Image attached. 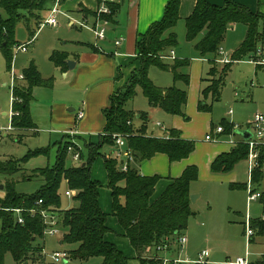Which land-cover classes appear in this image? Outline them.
<instances>
[{"label":"trees","instance_id":"16d2710c","mask_svg":"<svg viewBox=\"0 0 264 264\" xmlns=\"http://www.w3.org/2000/svg\"><path fill=\"white\" fill-rule=\"evenodd\" d=\"M180 1L167 0L161 19L153 22L145 33L138 36L135 43L138 67L130 74L125 85L110 95L109 106L102 110L105 119L103 132L106 135L99 136L98 143L86 144L87 159L67 166L65 163L67 148L72 145L62 139L64 143L57 146L54 163L36 168L31 175L25 176L41 177L43 183L36 193L19 194L14 190L11 180L5 182V196L0 199V206L5 209H22L23 223H17V217L12 211L0 209V264H3L6 253H10L19 263L40 258V245L34 242L37 238L43 237L44 225L38 213H30L32 209H46L57 213L61 229L60 243L75 246L66 252L68 258L84 261L90 257H101V264H130L129 258L115 244L105 239V235L110 231L107 225L109 214L99 205L98 190L101 184L91 177L92 163L101 148L104 145H115L112 134H121L125 138L132 162L127 163V170L123 172L120 170L122 164L120 160L111 156L103 157L111 199L110 214L116 218L123 236L128 239L142 264H162L156 247L166 243V240L168 243L176 241L187 227L188 219L194 215L190 208L189 186L192 181L197 180L198 169L195 165H188L179 177L170 179L166 189L151 203L149 199L160 177L156 174L151 176L140 174L135 164L151 158L156 153L165 154L170 162L182 160L193 152L195 142L182 139L181 133L175 129H168L167 138L148 135L147 113H136L126 105L135 96L136 87H139L149 106L160 108L170 115L182 116L184 120L189 119L184 111L189 75L180 71L189 65V61L173 59L169 63L162 58L167 56V50L177 43L176 34L171 29L180 18ZM52 2L53 0H0V11L5 14L3 17L0 12V52L4 56L8 70L12 64V49L18 45L15 39L16 24L22 21L29 29L31 22L42 23L41 13L49 9ZM109 7L111 14L105 18L113 22L119 4L112 3ZM239 23L246 27L245 37L232 52L230 62L222 65L217 80L212 82L208 78V84L201 89L197 106L200 112L211 111L212 102L207 103V98L211 101L220 99L224 79L233 62L257 58L264 60V14L252 12L233 0H226L221 6L206 0H195L192 13L184 19L186 40L192 41L200 35L194 49L201 56L208 54L214 56L208 76L215 74L217 69L215 56L226 31ZM33 36L34 33L31 32V37ZM85 45L97 51L91 44ZM67 57V52L54 50L49 60L55 67L64 70L67 66L65 63ZM151 66L169 71L173 84L167 87L155 85L147 76ZM22 76L21 84L18 82L12 90V95L16 99L12 104L14 115L11 118V125L16 132L36 129L30 113V103L34 99L33 89L51 88L53 85V77L43 78L34 62H30L22 69ZM176 82H181L184 87H177ZM135 119L139 120V127L134 125ZM222 126L223 134L228 135L232 131L233 124L224 121ZM49 152V147L36 148L28 151L22 158L0 161V175L12 176L20 171L22 165L31 157L48 156ZM247 155L248 146L240 141L230 151L216 156L210 165V171L214 174L231 172L236 163L246 159ZM263 165L264 146H261L258 165L252 171L250 179L254 189L262 179ZM63 182L69 190L75 192L72 199L76 204L68 209L60 208L59 190ZM229 187L246 189V183H230ZM39 200L42 203L37 205ZM259 201L262 204V216L250 220V226L254 231L250 243L254 237H264V192H261ZM255 264H264V254L256 259Z\"/></svg>","mask_w":264,"mask_h":264},{"label":"rangeland","instance_id":"374dc122","mask_svg":"<svg viewBox=\"0 0 264 264\" xmlns=\"http://www.w3.org/2000/svg\"><path fill=\"white\" fill-rule=\"evenodd\" d=\"M62 1L63 0H61V3ZM75 2L76 0H68L62 4L63 6L60 5L59 9L64 15H59L57 17L58 24L56 26L46 24L40 27L39 23L31 22L30 28L27 29V26L22 21L16 24L15 39L18 41V44H27V51L17 52L15 47L12 49L13 58L10 70L7 69L4 56L0 52V161H4L8 158H22L28 151L36 148H50L48 156L39 155L31 157L22 165V169L16 174L12 176L0 175V186H2V188H0V199L5 196L4 185L7 180L13 182V188L19 194L31 195L36 193L43 183L41 177L33 176L25 178V176L31 175L36 168L52 165L55 161L57 146L64 142H68L70 145L74 146L75 151L78 153L81 152V158L77 161L73 158L74 150L67 153L65 158L67 166L81 163L87 159V143L84 145V143L88 141L87 136H84L85 138L80 137L81 139L77 138V136L71 138L67 134L61 132L62 129L52 130L49 123L50 111L55 102L65 101V106H63V108L68 110L72 107L74 110L69 112L75 113L77 110L76 98L79 96L70 95L67 86L68 78L63 76L60 69L55 67L49 60L50 54L54 50L72 49L73 42L77 40L88 44L101 42L97 41L93 33L88 29H80L78 26L74 27L67 24V20L70 19L68 15H73V17L79 19L78 21H82V18L68 11V8ZM122 5L120 14L125 13L127 0H123ZM49 9L41 13V22L48 18L50 13ZM0 12L1 15L5 17L4 12L2 10ZM66 13L67 16H65ZM106 16L109 15H105L104 18ZM87 23L91 25L92 20L87 18ZM108 27L109 25L106 26V36ZM232 29L233 28L226 31L225 39L220 46L221 52H217L215 60L224 59L225 54L230 57L231 50L244 39L246 32L245 25L239 23L233 30ZM171 30L176 34L177 39V43L170 48L174 52V59H185L189 61V65L181 68L180 71L187 73L190 78V69L191 71L196 69L201 72L202 81H205L204 79L208 76L210 70L209 65H211V60L214 56L212 54L201 56L196 52L194 44L199 39L200 35L192 41H187L185 38L186 31L184 20L180 18ZM31 32L34 33L33 39L31 37ZM170 49L167 50V56L170 55ZM172 60L173 59L169 58L165 59V61L169 63L172 62ZM30 62L35 63L43 78L53 77V85L51 88L36 87L34 89V101L30 109L37 128L34 131L30 130L25 132L7 131L6 127L10 123L11 75L14 73L15 77L18 78L21 75L22 69ZM135 62L138 66V62L134 61V63ZM216 63L217 69L215 74L209 76L212 82L217 80L222 68L221 63ZM225 64L226 63L223 65ZM135 69L136 68H134L132 72ZM121 73L123 77L120 78V80H124L129 76L128 70L121 71ZM147 76L159 87H167L173 84L171 73L169 71H163L156 66H151L149 68ZM18 82L21 84L20 80H16V84ZM166 83L169 84L165 85ZM175 85L179 88L184 87L181 82H176ZM188 87L189 85L186 87V91ZM235 92L237 96L234 95ZM133 98V101H129L126 107H133L136 110H140V112H146L148 106L147 99L144 97L139 87H136V94ZM70 99L74 101V105L68 104ZM206 102H212L210 112H198L196 111V106L194 109L192 104L190 114L185 113L190 117V120L183 122V129L185 128L183 131L184 133H188L191 136L190 138L194 141L199 138H202L201 141H203L205 131L210 130L211 125H218L221 123L222 118H226V121L236 123L235 129H248L252 131L253 128L247 125L246 122L256 113L264 115V66L256 67L254 64L247 62L246 59L233 62L224 79V85L220 92V99L218 101H211L210 98H207ZM185 110V112H187V107ZM229 110L232 113L227 115ZM2 113H8V115L5 116L2 115ZM152 120L153 119H150L147 123V134H151ZM154 120H159L167 127H171L168 122L160 118H155ZM79 123L80 119L77 120V128ZM139 123V120L134 121L136 127L139 126ZM76 132L80 134L78 131ZM153 132L155 134L152 135H157L156 133H158L159 130L157 129ZM61 133L65 134V136H62ZM162 134L164 133L162 132ZM230 135L231 137L224 134V137L228 139L231 138L235 141L238 139L237 135L233 133ZM94 137V141H97V133L94 134ZM254 139L258 142L264 140V138L258 139L256 137ZM205 150V148L201 147L198 153H202ZM118 152H124V148L120 146L116 147V144L113 146L104 145L92 163L91 175L101 184L98 190L99 205L103 211L106 209L107 212L105 213H109L107 217V224L110 229L107 233L108 236L111 237L112 240H115L117 243L116 245L122 250L124 255L129 258L130 264H142L136 257L135 251L131 247L128 239L120 232L121 228L116 218L110 214L111 199L110 191L106 184L103 157H115ZM120 159L122 161L126 160L124 158ZM247 165V159H243L238 161L233 168L232 172L237 173V182L228 180L230 179V177H228L230 173L221 175L220 179L199 181L200 183L198 186L201 195L194 200L192 204L194 215L188 219L187 227L181 233L187 238L183 250H178L179 245L173 244L175 241H170L171 245L169 248L159 251V255L162 259L169 260L167 264H169L172 259L193 260L202 250L209 251L210 256L208 261L211 262V264H224L226 259H235L238 256H244L246 251L250 253V261H256L259 256L264 254V237H254L253 242L249 244L243 233L245 231V229H243V221L246 214L252 220L262 216V204L259 201L258 194L264 192V165L262 167V179L260 184L256 186L255 194L257 199L251 201L249 205L247 204V196L249 194L247 189H232L229 187L230 183L245 184L248 181ZM59 194L61 209H68L76 204L73 199L68 197L67 186L64 182L60 186ZM58 214L60 213L58 212ZM60 240L61 234H43L42 238H37L34 242V244L40 245L39 259H28L19 263L12 258L10 253H6L3 264H101V257H90L84 261L68 258L66 262H54L51 259L53 252H68L74 246L60 243Z\"/></svg>","mask_w":264,"mask_h":264},{"label":"crops","instance_id":"0c3cea01","mask_svg":"<svg viewBox=\"0 0 264 264\" xmlns=\"http://www.w3.org/2000/svg\"><path fill=\"white\" fill-rule=\"evenodd\" d=\"M66 1L68 0H63L61 5L64 4ZM100 1L101 0H76V2L73 3L71 7L68 8V11L72 12L71 14H76L77 16L82 18V20L87 21V18H90L93 22L94 12L97 6L99 5ZM166 1L167 0H127V8L125 10V13L120 14V11L123 6L122 5L123 0H115V3L113 4H119V9L116 15L113 17V22L109 23L108 32L105 40H102L99 43H95V42L89 43L95 49H97V51H94L91 48L87 47L85 45L86 44L85 42L78 40L73 42L72 49L61 50L68 53L67 59L74 61V66L72 69H69V67L66 66L64 70H61L58 67L57 68L60 69L63 76L68 78L67 86L70 95L72 96L79 95V96L76 98L77 110L75 111V113L69 112L74 110L72 107H70L68 110L63 108V106H65V101H57L55 102V104H53L49 118V123L52 127V130L55 131L62 129L61 132L65 134L66 131L69 130L78 131L80 134L76 135L77 138L81 139L80 137L82 138H85L84 136L88 137V141L85 142L84 145L89 142L91 143L99 142L100 139L99 136L103 132L105 126V119L102 114V110L109 106L110 95L114 93L118 88L124 86L132 70L138 67L136 62L134 63V61H137L136 60L137 50L135 47L136 40L140 34H143L147 31V29L153 22L159 21L161 19ZM206 1L211 4L221 6L226 0H206ZM233 1L246 6L252 12H260L264 14V0H233ZM194 5H195V0H181L179 7L180 19L184 20L185 18H187L192 13ZM65 16H67V13ZM68 16L70 17V19L67 20V24L70 26L77 27L78 25L75 22L78 21L79 19L73 17V15L72 16L68 15ZM236 25L237 24L233 25L232 28L234 29ZM79 28L82 29V27ZM33 38L34 36L32 37V39ZM120 38L122 39L121 42L116 45L115 42L118 41ZM21 44H25V43H21ZM238 46L239 43L233 50H231L230 53L232 54V52ZM258 53H260V51ZM231 54L229 55L230 57H228L225 54V58L229 60L231 58ZM246 61L249 62L250 64L251 63L254 64L256 67L264 66V63L262 64L256 63L252 60H246ZM222 65L223 64H221V67ZM209 66L211 67V65ZM124 70H128L129 76L124 80H120V78L123 77L121 71ZM208 78L209 76H207L204 79L205 81H202L201 72L196 69L195 70L193 69L191 71L190 69V78L188 84L189 87L187 88V102L185 105V108L187 107V112H185L186 114L187 113L190 114V108L192 104H193V108L196 106V111H198L197 106H198V101L201 97L200 92L201 89L204 87V85L208 84ZM167 84L169 83H166L165 85ZM34 89H33V96H34ZM234 95L237 96V93L235 92ZM32 102L30 103V106ZM68 104L74 105V101L73 100L71 101L70 99L68 101ZM128 109L133 110L136 113L140 112V110H136L133 107L132 108L130 107ZM80 110L83 112V117L82 119H80V123L78 124V128H77L78 119L76 118V114ZM229 111L227 112V115H230L232 113V112L229 113ZM30 113H31V109H30ZM146 113H147L148 122L150 121V119H153L151 124V131H150L151 134L148 135L162 137L167 135L168 129H175L181 133L182 139L194 141L193 139L190 138L191 136L188 133H184L183 131L185 130V128L183 129V122L184 121L186 122V120H184L182 116L170 115L164 112L163 110H161L160 108L149 106V104L147 106ZM2 115L7 116L8 113H2ZM155 118H160L163 121L168 122L171 127L170 128L167 127L159 120H154ZM188 118L189 121L190 117ZM136 120L138 119H135V121ZM221 121L222 122L226 121V118H222ZM222 122L219 123L218 125H222ZM226 122H228V124L236 125V123L231 121H226ZM248 122L249 121L246 122L247 125H249ZM157 123H159L160 125H157ZM216 126L217 125H211L210 130L205 131L204 137L206 134H211V136L214 138H220V142L214 143L211 141H206L204 137H203V141H201L202 138H199L194 141L195 149L193 150V152L188 157L182 160L170 162L165 154L156 153L151 158L143 161H139L138 163L135 164L140 174L144 176H151L156 174L159 175L160 177L154 187V192L149 199L151 203L154 202L158 198V196H160V194L166 189V187L170 183V179L179 177L182 171L188 165H195L198 169L197 180L192 181L189 186L190 195L192 194L195 195L196 196L195 199L199 195H201L198 186L200 183L199 181H212L214 179H220V176L224 175V174L211 173L210 165L216 156H218L223 152L230 151L233 145L229 142L231 138L228 139L227 137H224V134L220 135L215 133L214 128ZM157 129L159 130V132L156 133L157 135H152L155 134L153 131ZM240 130H244V129H235L233 132V134L238 136V139L236 141L233 140L235 143L240 142L241 139H243L242 136L238 133V131ZM245 130L250 132L248 129ZM162 132L164 134H162ZM63 133H61L62 136H65V134ZM95 133H97V138H98L97 141H94ZM201 147L205 148L206 150L202 153H198ZM232 171L228 172L230 173L228 175L230 179L228 180L230 181L232 180V182H237L238 180L237 173ZM106 184H107V179H106ZM192 204L193 203L190 202L191 210H192ZM104 212H107L106 209H104ZM120 232H122L123 235L122 229L120 230ZM105 239L115 245L117 244L115 240H112V238L108 236V234L105 235ZM186 242H187V238H186ZM173 244H177V243L175 242ZM183 248L184 245L178 246V250H183ZM157 254L159 255V252ZM259 258L260 256L257 259Z\"/></svg>","mask_w":264,"mask_h":264},{"label":"built area","instance_id":"2783aa9c","mask_svg":"<svg viewBox=\"0 0 264 264\" xmlns=\"http://www.w3.org/2000/svg\"><path fill=\"white\" fill-rule=\"evenodd\" d=\"M111 3H115V0H101L99 5L97 6V8L95 9L94 12V19L91 25H88L86 20H82V21H76L75 23L82 28L88 29L89 31H91L93 33V35L95 36L97 41H102L105 40L106 38V26L109 25V21L105 18H103L104 15H110L111 14V9L109 7V4ZM61 5V0H53L52 2V7L49 9L50 13L48 15V18H46V20H44L42 23L39 24L40 27L44 26V25H51V26H56L58 24L57 21V17L59 15H64V13L59 9ZM121 38L115 42V44H119L121 42ZM27 44H18L15 45V49L17 52H25L27 50L26 48ZM13 47V48H14ZM218 52H221V48L218 49ZM259 52V51H258ZM260 54V53H258ZM13 58V57H12ZM162 58L164 59H174V53L173 51L170 52V55L168 56H162ZM218 63L224 64V63H228L230 60H228L227 58L224 59H216L215 60ZM252 61L256 62V63H264L263 59H252ZM12 78V86L10 87L11 90V97H10V123L9 125L6 127L7 131H11L13 130V127L11 125V118L14 115V111L12 109V104L15 101L16 98H14V96L12 95V90L16 84V80H20L22 81L23 76L22 74L16 78L14 73H12L11 75ZM229 113H231V111H229ZM17 114V113H15ZM83 117V112L80 110L77 112L76 114V118L82 119ZM248 124L253 128L252 131H250L251 133V138L250 139H241V141L243 143H245L248 146V155H247V168H248V181L246 182V189L248 190L249 194L247 196V204L249 205L251 201L256 200L257 196L255 194L256 189L253 188L252 184H251V174L252 171L254 170V168L257 167L258 165V157H259V152H258V147L259 146H264V140L261 142H258L256 139H254L255 137L258 139H262L264 138V115L260 114V113H256L254 114V116L249 120ZM157 125H160L159 123H157ZM236 128V125L233 124V128L232 131L228 134L229 137H231V133L234 132ZM214 131L216 134H223L224 132V128L222 125H217L214 128ZM66 134L68 136H70L71 138L77 135V132L75 130H69L66 131ZM106 135V133L102 132L100 134V136H104ZM165 138H167V136H163ZM112 138L114 140V143L116 144V147H122L124 148V152H118L116 153V158L118 160L121 161V171L125 172L127 170V163L132 161V156L130 153V150L126 148V140L125 138L121 135V134H112ZM204 139L206 141H211L214 143L220 142V138H214L211 136V134H206ZM74 142V141H72ZM229 142L235 146L237 143H235L232 139L229 140ZM74 150V151H73ZM74 152V160H79V153L77 151H75V149L72 146H69L67 148V153L70 152ZM120 158H124L126 159L125 161H122ZM67 194L68 197L72 198L73 195L75 194V192L73 190H69L67 189ZM261 196V192L258 194V197L260 198ZM41 200H39L36 204L39 205L41 204ZM0 209L2 210H7V211H12L16 217H17V223H23V218L21 216V212L22 209L19 208H2L0 206ZM30 213L34 214V213H38L42 219V223L44 225V230H43V234H49V235H59L61 234V229L59 228V219H58V215L56 212L50 211V210H46V209H32L30 210ZM250 218L248 217V215L246 214L244 216V234L245 237L248 240V243L250 244V239L251 237H253L254 235V231L252 230L251 226H250ZM178 245L183 246L186 243V237L183 235H179L175 241ZM171 244L168 243V240H166V243L160 244L156 247V249L158 251H161L163 249H167L169 248ZM209 251L208 250H202L197 258L190 260V259H185V260H180V259H172L170 261L169 264H211V262L208 261L209 259ZM249 256L250 253L248 251L245 252L244 256H238L235 259H227L224 264H255V262L250 261L249 260ZM68 258V254L65 251H55L52 253L51 255V259L54 262H61V261H66ZM162 259V258H161ZM169 260H164L162 259V264H167Z\"/></svg>","mask_w":264,"mask_h":264},{"label":"water","instance_id":"95a60500","mask_svg":"<svg viewBox=\"0 0 264 264\" xmlns=\"http://www.w3.org/2000/svg\"><path fill=\"white\" fill-rule=\"evenodd\" d=\"M66 65L69 67V69H72L73 66H74V61L70 60V59H67L65 61ZM238 133L242 136L243 139L247 140V139H250L251 138V133L246 131V130H240L238 131ZM84 165V163H82V166ZM0 188H2V186H0ZM195 195H190V201L193 203L194 200H195ZM66 262V261H64Z\"/></svg>","mask_w":264,"mask_h":264}]
</instances>
